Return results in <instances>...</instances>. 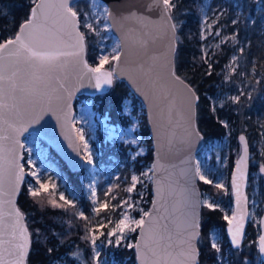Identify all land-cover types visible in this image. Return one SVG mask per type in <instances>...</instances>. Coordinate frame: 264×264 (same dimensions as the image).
Listing matches in <instances>:
<instances>
[{"label":"water","instance_id":"water-1","mask_svg":"<svg viewBox=\"0 0 264 264\" xmlns=\"http://www.w3.org/2000/svg\"><path fill=\"white\" fill-rule=\"evenodd\" d=\"M79 0H73V4ZM112 16H108L112 33L120 41L119 59H115L113 68L99 67L101 73L112 72V83L105 84L103 77L101 86H96V75L89 68H97L87 58V43L81 29L80 16L77 13V31L83 34V52L78 56H61L57 66L50 71L39 67L35 61H27L24 55L16 56L13 46L0 53L4 57V75L11 78L5 80L3 87L5 95L0 108V147L4 149L3 155L15 158V166L11 173L7 171V163L3 184L0 186V238L9 239L15 226L17 235L21 228H27L31 249L32 236L26 222V216L18 204V199L27 179V170L24 166L25 138L32 133L39 135L52 147V149L68 164L72 171H80L86 159L82 152L81 142L75 125L78 99L82 96L95 97L108 93L113 87L116 78L130 88L131 92L139 98L146 110L147 126L149 128L153 148L152 174V203L149 212L158 215L160 224L167 225L172 239L162 242V247L149 243L144 249L146 264H153L160 259L159 264H181L184 259L181 251L186 248L182 241L186 238L181 213L184 211L185 195L199 201L196 207L199 236L193 241L198 249L197 264L199 263L200 249L198 242L201 235V219L203 207V191L200 186L197 169V156L205 144L204 134L197 123V105L199 98L195 88L176 71L175 57L177 50V28H171L174 19L169 22L165 17L161 19L160 8L153 5V0H103ZM37 0L35 4H39ZM35 4L33 7H35ZM150 5L152 7L150 8ZM129 11L137 13L136 17H129ZM49 20L55 18V10H48ZM127 17V18H125ZM142 17V18H138ZM28 20V19H27ZM24 23V22H23ZM22 23V24H23ZM51 26V25H50ZM59 37L60 50L77 51L75 47L76 35L71 29L67 31L54 29ZM18 33V32H17ZM62 42V43H61ZM87 63V68L84 63ZM174 73V75H173ZM42 77V80H37ZM179 77V79H175ZM16 91H11L12 85ZM38 88L40 95H31L30 90ZM25 91H20V89ZM191 89L192 91H189ZM56 97H60L57 99ZM195 129L194 133L192 129ZM245 137V141L239 139ZM6 137V139H5ZM241 152L236 160L232 173L231 186L234 213L226 226L227 236L232 247L240 250L244 246L248 228L250 226V196L248 192L251 174V145L248 136L240 133ZM245 142L247 144V163L243 167V175L237 172V161L244 155ZM23 145L21 147L20 145ZM22 168L23 176L20 180L18 193L13 195L15 189V173ZM161 191L158 194V184ZM189 189L185 193L184 189ZM194 190V193L191 192ZM12 201V203H9ZM155 205V207H154ZM19 208L23 219L15 225V217L9 215L13 208ZM157 210L159 212L157 213ZM241 217L243 218L241 220ZM146 220L148 218H145ZM238 224H242L243 236L237 248L232 241V233ZM140 232V230H139ZM165 232V236L169 234ZM264 235V214L260 221V235L258 251L264 263V253L260 252L259 240ZM140 240L138 235L137 241ZM20 242L19 240L14 243ZM170 245V247H169ZM5 248L13 251V255L3 252L6 260H14L16 253L9 245ZM155 248L157 255L153 256L151 249ZM166 248V251L163 249ZM136 264H140L137 249Z\"/></svg>","mask_w":264,"mask_h":264},{"label":"rangeland","instance_id":"rangeland-1","mask_svg":"<svg viewBox=\"0 0 264 264\" xmlns=\"http://www.w3.org/2000/svg\"><path fill=\"white\" fill-rule=\"evenodd\" d=\"M232 1L233 3H231ZM172 2L175 4L176 0H172ZM90 3L91 10L84 13L83 24L92 37L94 48L99 53V63L96 66L113 68L114 57L119 55L121 47L120 41L111 31L108 15L103 11L108 6L103 0H90ZM223 3H230V5L226 4L225 7L217 6L219 7L217 9L213 5V0H204L202 21L203 50L207 54L211 47H219L221 44L227 43L235 47L236 52L233 53L230 62L224 70V88L220 89L215 96L208 94L207 98L211 100L215 107L243 103V110H235L234 114L237 115L242 112L241 118L247 120L252 115L251 111L257 112L255 101L258 98V94L261 93L260 84L264 88V68L258 69L255 64L253 67L248 68L245 62V64L242 63V66H244L242 68L239 62V54L244 51L245 46L237 38L238 30L230 31V25L234 24L237 19L231 22H227V20L231 18V15L244 18V20H251L250 14H247L251 10V3H255L256 10H259L261 9V0H223ZM88 24L92 25L91 29L88 28ZM104 57H107V61L101 64V59ZM243 60L245 61V59ZM116 80L118 79L116 78ZM233 97H239V102L234 101ZM122 115L126 117V124L113 123L109 115H103L98 110L94 97L82 96L78 99L75 125L86 162L80 171L75 172L81 173L80 180L84 185L85 200L89 204L90 214L86 213L85 204H82L83 199L73 189L68 173L61 165L62 158L47 141L35 133L29 134L24 140L23 163L27 170V179L23 188L25 187L29 193L31 188L37 186V177L32 175L33 172H36L40 182H47L49 185V192H41L40 196L36 198L39 199L46 196L49 197V200L51 199L56 203V199L60 200L59 197L63 194L65 200L72 201V204H65L61 200L59 202L63 203L64 206L73 207L76 218L84 220L77 215L79 211H83L85 216L89 217L91 223L86 221L87 237L89 236V229L94 230L97 236H99L100 232H104L106 235L125 212L135 219H140L143 215L140 209H143L144 212H149L153 200L149 196V192H152L153 161L146 163L140 161V166H142L140 168L136 164L137 159L140 156L147 155L152 148L150 143L151 134L146 135L144 133L145 106L132 92L122 102ZM240 123V120L236 118L235 124L230 125L229 132L225 137L205 141L204 146L198 153L197 168H199V172L211 179L213 181L212 185H223L218 196L203 190V206L208 207V204H212V209L219 208L223 211L224 217H228L226 219L227 224L231 221L234 213L231 179L236 160L241 152L238 135L242 132L246 133L249 139L252 138L253 140L251 161L254 167L249 181L250 222L258 233L259 238L260 221L264 214V171L261 170L264 167V123L259 122L260 132L259 134L253 133V135L248 125L241 130ZM82 134L84 140H81ZM85 141L88 144L87 151L84 149ZM114 146L118 149L128 147L126 154L129 158L127 162L129 165L125 171H123L126 166L125 163L119 164L117 160L110 157L107 158L108 162L106 163L99 164L96 161V158L102 156V147L112 148ZM89 152L91 153V160H89ZM128 172L130 173L129 181L127 179ZM144 173H147V175H144ZM134 175L139 178V182L129 192L127 189L132 186V176ZM200 182L203 181L200 180ZM53 185H55V188L52 187ZM149 185H151V189ZM124 201L135 204L136 209L128 208ZM96 202L107 203L108 207L106 209L101 208L100 212L96 214L92 211L93 207L97 206ZM139 230L137 229L135 233L125 232L127 239L121 242L120 247L102 244L101 241L105 237L99 236L96 248L90 242L91 259L86 249L75 243L70 246L68 252L55 260L54 264H94L93 257L96 251L100 252L101 261H106L107 264H120L115 259L114 249L125 248L129 242L135 244ZM210 237L211 241L217 243L220 249L218 264H226L229 255L233 253L232 250L234 249L228 236L227 238L225 237L220 226H214L210 231ZM110 239L115 240L116 237H110ZM254 241L251 240L248 244H244L243 247L246 250L251 248V244ZM224 244L226 246L223 252ZM76 253H79V255H75ZM254 255L257 257L256 253ZM259 260L262 262L260 256Z\"/></svg>","mask_w":264,"mask_h":264},{"label":"trees","instance_id":"trees-1","mask_svg":"<svg viewBox=\"0 0 264 264\" xmlns=\"http://www.w3.org/2000/svg\"><path fill=\"white\" fill-rule=\"evenodd\" d=\"M203 3L204 0H176L175 7L171 11L177 28L176 71L195 88L199 95L197 105L198 127L204 134L205 141L221 139L228 134L230 125L235 124L237 118L241 122V130H243L244 126L248 125L250 132L252 131V135L253 133L259 134V122L264 123V88L261 84V93L258 94V98L255 101L257 112L251 111L252 115L247 120L241 118L242 112L237 115L234 114L235 110H243V103L215 107L211 100L207 98L208 94L215 96L220 89L224 88V70L230 62L231 56L236 52V49L231 44L223 43L219 47H211L207 54H205L203 50L204 42L202 40ZM34 4L33 0H0V42L12 38L17 34L22 23L29 19ZM226 4L230 5V3L224 4L223 0H213V5L217 9H219L217 6L225 7ZM74 5L75 10L80 16L81 29L86 38L88 61L92 65H97L99 63V53L94 48L92 37L83 24L84 13L91 10L90 0H79ZM250 8L251 10L247 14H250L251 20H244V18L231 15V18L227 22L237 19L234 24L230 25V31L238 30L237 38L245 46L244 51L239 54L240 65L242 66V63L245 62L248 68L253 67L255 64L256 68L263 69L264 0H261V9L256 10L255 3H251ZM130 95L131 90L126 83L115 80L112 89L108 93L97 95L94 97V100L98 110L103 115H109L113 123L126 124V117L122 115V102ZM134 99L137 100L135 97ZM144 117V133L149 135L150 131L147 126L146 115ZM150 143L152 144L151 139ZM250 143L252 146V138L250 139ZM127 148L118 149L116 146L112 148L102 147V156L96 158V161L99 164L106 163L108 162L107 158L110 157L117 160L119 164L125 163L126 166L123 170L125 171L129 165L127 163L129 159L126 154ZM140 161H144V163L152 162L153 149L151 148L147 155L140 156L137 159L136 164L138 168L142 167L140 166ZM61 165L67 171L73 189L83 199L82 204H85L86 213L90 214L89 204L85 200L86 192L84 185L80 180L81 173L71 171L62 159ZM129 178L130 173L128 172V181ZM200 186L202 190L209 191L216 196L221 192L220 188L212 184L200 182ZM149 188L151 189V185H149ZM149 196L152 198L151 191L149 192ZM59 201L56 199L55 203V201L49 200V197L46 196L38 199L31 196L25 187L22 188L18 204L26 216V222L32 236L28 264H54V261L68 252L70 246L75 243L84 247L91 259L90 241L86 235V220L76 218L73 207L64 206ZM52 202L63 206L54 207ZM226 225L227 220L222 210L203 206L201 235L198 242L200 249L198 264H218L219 252L211 247L210 231L214 226H220L227 238ZM247 235L249 236L245 244H248L251 240H255L251 244V248L247 250L244 247L240 250L233 249V253L229 255L226 264H264L259 260L260 255L257 250L258 233L254 230L251 223ZM225 246L224 244L223 252ZM49 249H52V251L49 252ZM113 252L115 259L120 264H136L135 248H115ZM254 253L257 254V257Z\"/></svg>","mask_w":264,"mask_h":264},{"label":"snow or ice","instance_id":"snow-or-ice-1","mask_svg":"<svg viewBox=\"0 0 264 264\" xmlns=\"http://www.w3.org/2000/svg\"><path fill=\"white\" fill-rule=\"evenodd\" d=\"M35 3V0H33ZM153 5L160 8L161 12V19H164L165 17L170 22L172 20L171 17V11L175 7V4L172 2V0H153ZM152 5H150V8ZM54 9L55 10V18L51 21L49 20L48 16V10ZM103 11L108 15L112 16V12L105 7ZM129 17H136L137 13L133 11H129L128 13ZM127 18V17H125ZM142 18V17H138ZM77 11L75 10V5L73 4V0H41L39 4H35V7L31 9L30 17L28 20H26L21 27L19 28L18 33L9 39L4 40L3 42H0V53H3L4 50L8 49V47L11 45L15 49V51L12 53L16 56L24 55L25 60L27 61H35L39 67L45 71H50L53 68L57 66V62L59 61L61 56H78L83 52V34L77 31ZM51 25V26H50ZM88 28L91 29L92 25L88 24ZM176 25L174 23L171 24V28L175 29ZM59 28L60 30L67 31L68 29H71L72 32H75L76 35V44L75 45H63L64 47H75L77 51H71L66 52L60 50V43H57L59 40V37L56 36V32L54 29ZM62 43V42H61ZM114 59H119V56L114 57ZM4 60V57L0 55V108L5 107L3 104V98L5 95V88L3 87V84L5 80H10L11 78L6 77L4 75L5 71V65L2 63ZM107 61V57H104L101 59V64ZM84 63V67L87 68V63ZM211 67V65H209ZM89 72L91 73H101V69L99 67L97 68H89ZM209 74H211L209 72ZM174 75V73H173ZM103 77V82L105 84H111L112 83V72H106L101 73L100 75H96V86H101V79ZM37 80H42V77H37ZM175 79H179V77H175ZM11 91H16V85L13 84ZM20 91H25V89H20ZM189 91H192L189 89ZM31 95L39 96L40 92L38 88L33 87L30 90ZM193 98L198 100L199 98L195 96V93L193 92ZM57 99H60V97H56ZM234 101L239 102V97H233ZM192 131L195 133L196 130L193 128ZM6 139V137H5ZM239 139L241 141H245L244 136H240ZM81 140H84L83 134L81 135ZM23 147V145H20ZM84 149L87 151L88 144L85 141L84 143ZM4 149L0 147V153H3ZM13 150H9V156L5 157L3 155H0V186L3 184L4 174L6 169L4 168V164L7 163V171L9 174L11 173L12 168L15 166L14 161L15 158L11 155ZM89 160H91V153H88ZM247 163V144L245 142L244 147V155L240 158V160L237 161V172L241 173L243 175V167ZM152 168H156V165H153ZM262 171H264V167L261 168ZM197 174L199 175V179L202 180L206 184H212L213 181L211 179H208L203 173L199 172V168L196 169ZM32 175L34 177H37L36 184L37 186L34 188H31L29 190V194L33 197H39L41 192L48 193L49 192V185L47 182L41 183L40 179L38 177V174L36 172H33ZM144 175H147V173H144ZM23 176L22 168L15 173V189L13 192V195L18 193L19 190V184L20 180ZM151 179V177H149ZM132 186L127 189V191L131 192L135 188V184L139 182V178L135 175L132 176ZM158 184V194L161 191V188L159 186V181H157ZM55 188V185L52 186ZM215 187L221 188L223 185L216 184ZM185 193H189V189H184ZM192 193H194V190H191ZM60 200L64 201L65 204H72V201L65 200V197L63 194L60 195ZM9 203H12V201H9ZM54 207H62L63 205L55 204ZM97 206L93 207L92 211L96 214L100 212L101 208H107V203H101L96 202ZM199 201H196L191 198V195H185L184 198V211L181 213L182 215V221L184 231L186 232V238L182 241L184 245H186V248H184L181 251V256L184 258L181 261V264H197V257H198V249L195 247L193 241L197 239L199 236L198 228L199 224L197 222V214H196V207ZM124 204L127 205L128 208H131L133 210L136 209L135 204H130L128 201H124ZM155 207V205H154ZM208 207H213L212 204H208ZM140 211L143 213L140 219H135L134 217H131L127 212L122 214V218L119 219V221L115 224L113 228H111L107 234L105 235L104 232H100L99 236H104L105 239L101 241L102 244H106L107 246L112 247H120L121 242L126 240L127 237L125 236V232L128 233H135L137 232V229H140V232L138 233L140 240L137 241V243L133 244L131 242L126 244V247L128 248H135L137 249V255L138 259L140 260V264H146V256L144 249L149 247V243L155 244L158 247H162V242L167 240H171V234L167 228V225H161L160 224V218L158 215H154L153 212H144L143 209H140ZM159 210H157V213ZM9 215H12L15 217V225H19L20 221L23 219V213L20 211L19 208L14 207L12 212L9 213ZM77 215L86 220L89 221V217L85 216L83 211H79ZM145 218H148L147 220ZM225 219H228L227 216H225ZM243 218L241 217V220ZM91 223V221H89ZM231 223V221H230ZM165 232H169L167 236H165ZM4 235L3 232H0V237ZM9 236V239L5 240L0 238V248L3 249L4 252H8V254L11 256L13 255V251L9 250V248H5L4 245H9L12 250L15 251L16 256L14 260H6L3 257V252H0V264H25V260L30 248V238L27 232V228H21L19 235H17V232L15 230V226H13V230L10 233H7ZM99 236H97L94 232V230L89 229V236L87 237L90 239V242L94 248L97 247V239H99ZM243 236L242 232V224H238L235 231L232 233V241L233 244L238 248L241 244V238ZM110 237H116L115 240L110 239ZM19 240L20 242L14 243V241ZM170 247V245H169ZM211 247L216 249L217 252L220 251L219 246L217 243L212 242ZM259 247L260 252L264 253V235L260 236L259 240ZM166 251V248L163 249ZM52 249H49V252H51ZM153 256H156V250L155 248L151 249ZM75 255H79V253H76ZM160 259H163V257H160L157 259V261H154L153 264H159ZM94 264H107L106 261H101L100 252L96 251L95 256L93 257Z\"/></svg>","mask_w":264,"mask_h":264},{"label":"flooded vegetation","instance_id":"flooded-vegetation-1","mask_svg":"<svg viewBox=\"0 0 264 264\" xmlns=\"http://www.w3.org/2000/svg\"><path fill=\"white\" fill-rule=\"evenodd\" d=\"M242 133H244V132H242ZM246 134V133H245ZM247 135V134H246ZM248 136V135H247ZM238 137H239V135H238ZM249 138V137H248ZM249 141H250V139H249ZM238 142H239V140H238ZM250 145H251V143H250ZM239 146H240V142H239ZM240 149H241V147H240ZM241 151V150H240ZM251 153H252V146H251ZM251 158H252V154H251ZM253 167H254V165L252 164V161H251V174H252V169H253ZM251 174H250V179H251ZM250 179H249V181H250ZM203 191V190H202ZM248 192H249V185H248ZM232 198H233V196H232ZM203 208V207H202ZM251 223V222H250ZM227 226V225H226ZM247 234H248V232H247ZM247 237V236H246ZM259 239V238H258ZM245 242H246V239H245ZM245 242H244V244H245ZM257 244H258V242H257Z\"/></svg>","mask_w":264,"mask_h":264}]
</instances>
